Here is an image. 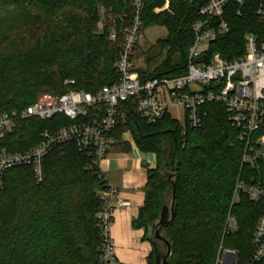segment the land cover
<instances>
[{
    "label": "trees",
    "instance_id": "trees-1",
    "mask_svg": "<svg viewBox=\"0 0 264 264\" xmlns=\"http://www.w3.org/2000/svg\"><path fill=\"white\" fill-rule=\"evenodd\" d=\"M133 1L0 0V12L21 6L27 16L25 34L20 38L14 31L10 45L0 43V111L25 109L42 93L84 90L94 94L117 82L116 63L136 12ZM203 4L204 0H170L169 4L142 0L141 30L164 25L168 36L157 41L158 50L167 52L150 72L135 66L136 43L131 62L141 79L186 72L192 25ZM255 10V0L239 8L231 1L224 14L229 32L211 44L210 52L229 61L240 57L245 34L264 31ZM99 23L102 30H98ZM112 32L116 33L114 40L110 39ZM154 58L148 56L149 65ZM203 108L206 113L200 126L191 127L169 114L148 123L135 101L122 102L109 134L113 140L109 152L130 151V144L122 140V134L130 131L141 151L160 155L159 169L147 171L144 203L132 225L144 228L145 240H149L164 201L172 202L174 197L175 216L160 229L170 244L167 264H215L221 245L237 250L238 264H247L257 217L264 214V199L254 203L241 195L231 207L238 176L253 170L241 166L243 144L225 107L212 102ZM72 123L63 114L22 120L2 145L11 152L23 151L34 146L45 129L54 131ZM165 149L170 180L160 173ZM95 161L71 142L56 146L43 158L40 181L30 166L5 172L0 189V264L99 263L97 214L103 202L98 192L108 185ZM230 209L238 231L224 235ZM147 262L155 264L153 247Z\"/></svg>",
    "mask_w": 264,
    "mask_h": 264
},
{
    "label": "built area",
    "instance_id": "built-area-1",
    "mask_svg": "<svg viewBox=\"0 0 264 264\" xmlns=\"http://www.w3.org/2000/svg\"><path fill=\"white\" fill-rule=\"evenodd\" d=\"M163 1L165 4L170 2ZM231 1L238 8L247 2L204 0L200 6L192 25L193 40L187 50L184 74L141 79L131 62L134 47L141 36L142 0H134V21L126 32L116 63L117 82L103 86L94 94L84 90H69L61 95L43 94L25 109L0 111V189L4 185L5 172L17 166L32 167L40 181L43 158L63 143L76 144L99 165L113 144L109 134L116 125L122 102L135 101L137 111L148 123L169 114L191 127L200 126L206 113L203 106L215 102L225 107L228 120L243 144L241 166L253 170L252 174L238 176L231 207L239 202L241 195L254 203L264 199V31L246 33L244 53L234 60L210 52L211 44L229 32L224 14ZM255 1V13L264 27V0ZM236 13L240 14V10ZM115 37L116 33L112 32L110 38L114 40ZM66 83L73 81L67 80ZM175 112L178 118L174 116ZM57 114H63L73 123L54 131L45 129L39 141L23 151L11 152L2 145L5 136L16 128L18 122L32 117L46 120ZM99 197L103 206L97 214L101 232L98 264H123L116 255L111 227L114 209L129 206L130 202L123 200L113 186L99 191ZM237 231V218L230 209L224 235ZM252 247L247 264H264V214L257 217ZM238 261L237 250L221 245L215 264H238Z\"/></svg>",
    "mask_w": 264,
    "mask_h": 264
},
{
    "label": "crops",
    "instance_id": "crops-1",
    "mask_svg": "<svg viewBox=\"0 0 264 264\" xmlns=\"http://www.w3.org/2000/svg\"><path fill=\"white\" fill-rule=\"evenodd\" d=\"M122 139L130 144L131 150L111 151L99 162L107 185L117 188L119 196L130 202L129 206L114 209L111 235L116 255L123 264H148L152 245L142 239L143 229H135L132 222L144 203L147 171L153 167L154 158L152 153L137 147L130 132L124 133Z\"/></svg>",
    "mask_w": 264,
    "mask_h": 264
},
{
    "label": "rangeland",
    "instance_id": "rangeland-1",
    "mask_svg": "<svg viewBox=\"0 0 264 264\" xmlns=\"http://www.w3.org/2000/svg\"><path fill=\"white\" fill-rule=\"evenodd\" d=\"M26 20H27L26 12L21 6H16L13 9L7 11L6 13L0 12V43L4 46L10 45L11 40L14 38V31H18V34L21 38L25 34L24 23L26 22ZM101 27L102 24L99 23L98 30H102ZM167 36H168V30L167 27L164 25H151L141 30V36L138 39V44L135 53V61H136L135 66L141 69L142 71L150 72V70H154L165 58L167 52L166 50L163 51L158 50L157 41L165 39ZM147 50H149L148 53H145ZM149 55L150 56L155 55V58L151 65H149V63L147 62V58ZM43 94H52V93H42L41 95ZM174 116L178 118L176 112L174 113ZM128 132L130 131H126L124 133H128ZM124 133L122 134V136L124 135ZM131 136L133 138V134H131ZM149 153H152L154 158L153 167L150 169L158 170L160 167V161H159L160 155H158L156 152H149ZM141 229H143L144 231V235L142 239L145 240V238L147 237V232L144 228Z\"/></svg>",
    "mask_w": 264,
    "mask_h": 264
},
{
    "label": "water",
    "instance_id": "water-1",
    "mask_svg": "<svg viewBox=\"0 0 264 264\" xmlns=\"http://www.w3.org/2000/svg\"><path fill=\"white\" fill-rule=\"evenodd\" d=\"M167 158V149H165L164 154L162 156V169H161V175L167 179L170 180L172 177V173L169 172L165 168ZM174 192V187H173ZM175 205H174V197L172 202L169 200H165L159 221L157 223V228L153 232L152 229L149 230V242L151 243L153 250H154V260L155 264H167L168 256L170 255V244L169 242L160 234V229L170 221V219H173L175 216Z\"/></svg>",
    "mask_w": 264,
    "mask_h": 264
}]
</instances>
